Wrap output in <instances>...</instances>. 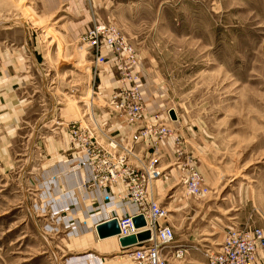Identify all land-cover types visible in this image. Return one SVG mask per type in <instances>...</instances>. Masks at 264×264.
<instances>
[{"label":"rangeland","instance_id":"obj_1","mask_svg":"<svg viewBox=\"0 0 264 264\" xmlns=\"http://www.w3.org/2000/svg\"><path fill=\"white\" fill-rule=\"evenodd\" d=\"M95 23L114 26L136 64L121 73L107 55L96 68L82 40ZM134 86L144 126L168 129L136 145L157 169L148 195L173 245L191 246L179 260L165 252L168 264H208L231 226L264 230V0H0V264H133L78 201L70 174L86 155L68 127L93 118L97 141L99 130L128 141L135 127L113 104ZM115 122L130 133L108 131ZM190 167L201 198L185 191Z\"/></svg>","mask_w":264,"mask_h":264},{"label":"built area","instance_id":"obj_2","mask_svg":"<svg viewBox=\"0 0 264 264\" xmlns=\"http://www.w3.org/2000/svg\"><path fill=\"white\" fill-rule=\"evenodd\" d=\"M82 40L87 50L96 54V68L108 63L107 55L121 73L137 62L134 49L118 37V32L112 25L95 23L88 28ZM113 108L122 114L126 124L135 127V132L124 143L102 130L98 132L101 138L97 141L93 137L96 129L93 118L78 119L69 124L68 129L74 145L79 148L80 154L86 155V160L80 159L72 167L73 170H87L81 189L98 191L97 200H108L109 204L115 199L109 194L111 186L119 183L126 187V193L116 195V204L119 207L132 206L134 212H124L120 218L113 217L117 219L119 228L116 237L120 239L140 232L149 233L147 241L131 247L129 257L133 264H168L165 252H168L167 255L172 260H179L187 254V249L191 246L175 247L172 227L160 225L159 222L168 215L167 209L148 195L150 181L155 178L157 169L152 164H146L136 149L142 139L141 133L166 137L168 129L163 125L152 128L155 126L149 123L144 126L145 113L138 86L123 89L119 93V99L114 101ZM140 128L144 132H140ZM99 142H104V145ZM183 181L185 191L194 198H201L208 192L205 178L197 168L190 167ZM135 216L144 218L145 227L134 228L132 219ZM261 252H264L263 229L248 223L238 227L231 226L226 230L220 248L207 253L208 264H252Z\"/></svg>","mask_w":264,"mask_h":264},{"label":"crops","instance_id":"obj_3","mask_svg":"<svg viewBox=\"0 0 264 264\" xmlns=\"http://www.w3.org/2000/svg\"><path fill=\"white\" fill-rule=\"evenodd\" d=\"M25 44H26V42H25ZM108 98H110V94H109ZM97 119H98V122L100 124L104 123L103 121L99 120V118H97ZM110 123L111 122H109V124ZM112 123H114V122L112 121ZM104 124H106V122ZM114 125L115 126H111V128H109L108 131L116 133L118 136L119 135L124 136V135H127L128 132L130 133L131 127L129 128L128 126L121 125L120 123H116ZM72 172H74V173H72ZM72 172H71L70 176H73V178L76 179L77 186L80 185V183L82 184V182L86 178L87 170H84L83 168H81L79 170H73ZM126 191L127 190H126V187L124 185L119 184V183L114 184L111 188V193L113 194V197L115 199L110 201L109 204H99L98 200H97L98 191H95L92 189H87L86 191H83L82 189H80V190L78 189V191H77L78 201L80 199V201H83L86 205L90 206L89 211H87V210H83V211L86 212L87 214H89V217L91 218L90 221H92V223H93V230H95L94 227L97 224H99L103 221H106V220L111 219L113 217L120 218L124 212H128L129 214H132L134 212V209L132 206L119 207V205L116 204L118 202L116 195L124 194V193H126ZM87 195H88V197H87ZM82 197H84L85 200H82ZM103 240L108 241V242H111V241H117L118 242L119 241L117 238H113V237L106 238ZM118 244H119V242H118ZM119 247H120V245H119Z\"/></svg>","mask_w":264,"mask_h":264},{"label":"water","instance_id":"obj_4","mask_svg":"<svg viewBox=\"0 0 264 264\" xmlns=\"http://www.w3.org/2000/svg\"><path fill=\"white\" fill-rule=\"evenodd\" d=\"M168 116L171 121H177V114L173 109L168 111ZM132 223L135 229H140L145 227V220L142 216H135L132 219ZM95 232L97 234V237L100 240L110 238V237H116L119 234V228L117 219H108L106 221H103L95 226ZM149 239V233L147 231L140 232L136 235H132L125 238L118 239L119 245L122 249H128L134 246H137Z\"/></svg>","mask_w":264,"mask_h":264},{"label":"bare ground","instance_id":"obj_5","mask_svg":"<svg viewBox=\"0 0 264 264\" xmlns=\"http://www.w3.org/2000/svg\"><path fill=\"white\" fill-rule=\"evenodd\" d=\"M113 238H117V237H113ZM130 256V255H129Z\"/></svg>","mask_w":264,"mask_h":264}]
</instances>
